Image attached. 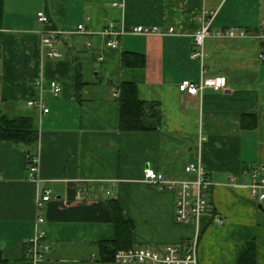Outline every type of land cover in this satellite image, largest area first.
I'll return each mask as SVG.
<instances>
[{
    "label": "crops",
    "instance_id": "obj_1",
    "mask_svg": "<svg viewBox=\"0 0 264 264\" xmlns=\"http://www.w3.org/2000/svg\"><path fill=\"white\" fill-rule=\"evenodd\" d=\"M41 11L49 22L38 21ZM205 13L213 31L264 29V0H4L0 99L8 117L28 116L38 126L40 180L28 178L27 147L0 140V264H116L98 258L100 242L116 236L109 198L135 223L133 247L199 235V264H264V203L245 186L253 168L264 174V39L211 34L195 57ZM110 22L127 32L104 34ZM79 24L86 32H77ZM138 25L166 33L132 32ZM56 29L71 33L55 46L63 56L51 58L42 42ZM220 76L225 89H179L184 80ZM52 81L62 88L57 95ZM126 82L149 105L148 130L120 129ZM199 156L215 182L210 197L222 225L211 214L198 226L178 223L176 191L144 178L151 167L168 182L192 181L186 166ZM44 188L51 200L38 223ZM40 231L50 250L25 259V243Z\"/></svg>",
    "mask_w": 264,
    "mask_h": 264
},
{
    "label": "built area",
    "instance_id": "obj_2",
    "mask_svg": "<svg viewBox=\"0 0 264 264\" xmlns=\"http://www.w3.org/2000/svg\"><path fill=\"white\" fill-rule=\"evenodd\" d=\"M213 15L205 13L202 16V27L195 33V45L201 49L194 50L193 56L198 57L203 55L202 47L205 39L211 34H218L224 36H252L260 39H264V29L258 34H253L246 30L230 29L225 31H213L210 28V22ZM39 22H49V17L45 12L41 11L37 14ZM264 27V23H263ZM132 32L143 33V34H154V33H166L161 30L158 26H143L138 25L132 28ZM174 28L170 27L167 32L172 33ZM77 32H86L85 24H79L77 26ZM125 27L116 29L114 22L107 24L103 33L106 35L115 34L122 35L126 33ZM69 34L64 30L56 29L51 31L50 37L44 38L42 46L50 47L48 56L51 58L62 57L63 54L55 47L58 44H62V36ZM109 46L116 48L119 45L118 40H111L107 43ZM103 59V57H101ZM50 86L54 91V94H59L62 91L61 86L56 82H50ZM227 87V79L225 76L220 77H202L199 81L184 80L179 84L181 92H185L191 95H200L206 88H212L215 90L225 89ZM29 106L42 109L44 112L48 111V108H44L41 100H29ZM39 153L38 150L33 155L31 163L28 168V178L31 180L39 181ZM186 171L192 173L195 179L192 181H176L168 182L162 173L156 171L154 168L146 167L144 169V178L146 182L150 184L159 185L162 188L174 189L177 194L176 198V214L175 218L178 223L182 224H195L199 225L200 220L204 214H211L216 223L222 225L224 219L214 212V204L210 197V192L215 186V182L208 178V174L203 167L202 157L199 156L197 163H189L186 166ZM232 180L235 178L229 175ZM252 180L248 185L250 193L253 198L259 203H264V174L259 169L253 168L251 170ZM235 185H240L235 183ZM52 190L44 188L41 190L37 199V222H45V216L41 213L46 204L51 200ZM85 194L84 191L78 192V198H81ZM46 232L40 231L28 242L31 245L30 254L32 260H41L45 258V254L50 250L51 245L45 241ZM198 247H199V235L193 238L186 244H168L160 247H131L128 249H119L115 253L114 262L116 264H199L198 259Z\"/></svg>",
    "mask_w": 264,
    "mask_h": 264
},
{
    "label": "trees",
    "instance_id": "obj_3",
    "mask_svg": "<svg viewBox=\"0 0 264 264\" xmlns=\"http://www.w3.org/2000/svg\"><path fill=\"white\" fill-rule=\"evenodd\" d=\"M4 20V0H0V28ZM120 103V129L123 132H140L148 130L144 125L143 117L147 113L149 105L138 96L137 87L132 82L123 83L121 86ZM150 107H153L150 106ZM156 114V113H154ZM40 133L38 126L32 118L28 116L8 117L2 107L0 99V140L14 144H21L27 147L26 162L27 167L31 163L33 155L39 146ZM107 205L113 214V221L116 224V236L112 240L100 242V261L114 262L115 253L119 249L133 247V236L135 233L134 221L126 217L125 212L116 198H109ZM31 245L25 243V259H31ZM254 249V246L251 247ZM0 262L1 250H0Z\"/></svg>",
    "mask_w": 264,
    "mask_h": 264
}]
</instances>
